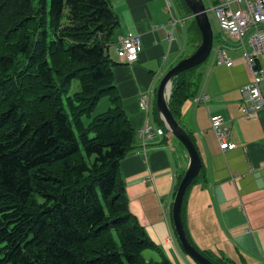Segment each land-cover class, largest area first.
<instances>
[{"label":"trees","instance_id":"trees-1","mask_svg":"<svg viewBox=\"0 0 264 264\" xmlns=\"http://www.w3.org/2000/svg\"><path fill=\"white\" fill-rule=\"evenodd\" d=\"M118 25L110 0H0V264H151L120 172L140 145L108 54ZM202 76L173 79L177 119Z\"/></svg>","mask_w":264,"mask_h":264},{"label":"crops","instance_id":"crops-1","mask_svg":"<svg viewBox=\"0 0 264 264\" xmlns=\"http://www.w3.org/2000/svg\"><path fill=\"white\" fill-rule=\"evenodd\" d=\"M110 2L119 25L109 39L108 54L117 62L115 84L136 129L137 147L141 142L139 130L148 121L164 125L155 112L158 82L179 59L196 49L202 34L195 19L188 28L184 26L186 18L192 16L183 0L187 17L181 19L176 17L173 1L172 13L164 0ZM172 14L179 20L171 26ZM217 29L218 25L214 47H225L234 62L231 66L218 65L213 56L215 63L210 61L207 68H201L200 89L209 93L210 101L196 104V94L184 101L178 116L193 134L203 162L199 176L186 190L184 226L191 242L213 259L226 264H264V108L255 117L244 114L246 102L240 88L252 79V72L239 40ZM123 34H140L142 38L139 57L131 63L119 61L117 42ZM257 66L264 69V56ZM151 87L155 89V103L153 114L147 115L140 108L139 97ZM260 87L264 95V82ZM213 116H221L229 126L232 148H220ZM159 140L146 154L138 147L120 162L130 211L156 244L143 255L151 264H199L182 248L172 216L177 183L187 169L189 156L173 134L166 131Z\"/></svg>","mask_w":264,"mask_h":264},{"label":"built area","instance_id":"built-area-1","mask_svg":"<svg viewBox=\"0 0 264 264\" xmlns=\"http://www.w3.org/2000/svg\"><path fill=\"white\" fill-rule=\"evenodd\" d=\"M164 1L167 11L171 12L172 1ZM210 12H212L211 17L214 15L217 21L219 31L237 38L244 50L243 57L252 72V79L240 88L246 102L243 111L246 116L255 117L264 108V95L260 87L264 82V69L257 66L258 59L264 56V0H216L211 3ZM178 20L172 14L170 25H174ZM117 43L120 62L131 63L138 59L142 50L140 34H123L118 37ZM212 52L218 65L233 64L234 59L225 47H213ZM210 98L209 93L200 89L194 97V102L207 103ZM154 103L155 89L151 87L140 95L139 105L143 112L149 115L153 114ZM163 126L150 120L140 128L141 142L138 150L146 154L151 144L159 143V138L163 137L168 130L166 126ZM212 127L220 140V148L223 150L232 148L233 144L228 139L229 126L225 124L221 116L212 117Z\"/></svg>","mask_w":264,"mask_h":264},{"label":"water","instance_id":"water-1","mask_svg":"<svg viewBox=\"0 0 264 264\" xmlns=\"http://www.w3.org/2000/svg\"><path fill=\"white\" fill-rule=\"evenodd\" d=\"M184 1L191 11V16L197 22L202 40L192 53L180 59L162 76L156 91V109L164 125L178 139L189 156L187 169L178 185L172 204L173 225L178 240L182 248L199 264H217L191 242L182 219V205L186 190L201 171L203 162L196 143L173 114L169 99L173 88V79L182 71L199 66L206 61L211 55L216 37V31L211 23L210 6H207L204 0Z\"/></svg>","mask_w":264,"mask_h":264},{"label":"rangeland","instance_id":"rangeland-1","mask_svg":"<svg viewBox=\"0 0 264 264\" xmlns=\"http://www.w3.org/2000/svg\"><path fill=\"white\" fill-rule=\"evenodd\" d=\"M172 1L174 2L175 11L177 13V14L175 13L176 14V17L177 18H180V19L181 18H184V17H187L186 10L184 9V5H183L182 0H172ZM204 1H205V3H206L207 6H210L211 0H204ZM47 2H48V5H50V0H47ZM211 14H212V12H211ZM192 21H194V18L192 19V17H187L186 20H185V22H184V26L186 25V27L188 28L189 27V24ZM211 23H212L213 28L216 29L217 28V22L215 20L214 15H212V17H211ZM210 61L214 62L213 61V52L211 53V55L209 56V58L206 61H204L202 64H200L198 66V68H204V69L207 68V65L210 63ZM159 82H158V84H159ZM79 89H80V82H79L78 79H75L72 82V92L77 91ZM108 106H109V98L108 97H103L99 101V103H98V105L96 107V110H95L94 114H98V113L104 111L105 109H107Z\"/></svg>","mask_w":264,"mask_h":264}]
</instances>
